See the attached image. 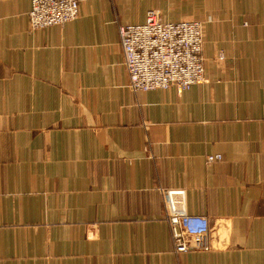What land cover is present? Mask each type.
<instances>
[{
	"label": "crops",
	"instance_id": "1",
	"mask_svg": "<svg viewBox=\"0 0 264 264\" xmlns=\"http://www.w3.org/2000/svg\"><path fill=\"white\" fill-rule=\"evenodd\" d=\"M30 9L0 0V264H264V0H80L33 31ZM150 10L205 20L203 83L131 89L119 28ZM169 190L208 250L176 252Z\"/></svg>",
	"mask_w": 264,
	"mask_h": 264
},
{
	"label": "built area",
	"instance_id": "2",
	"mask_svg": "<svg viewBox=\"0 0 264 264\" xmlns=\"http://www.w3.org/2000/svg\"><path fill=\"white\" fill-rule=\"evenodd\" d=\"M80 16V0H31L30 29L39 30L63 25ZM202 20L182 18L165 21L159 10H150L143 24L119 28L124 64L134 91L176 88L189 90L205 81L202 55L204 45ZM219 52L218 58L224 57ZM222 159L221 154L208 155L206 160ZM184 190L166 192L168 220L172 244L177 253L193 247L209 249V221L203 216L188 214Z\"/></svg>",
	"mask_w": 264,
	"mask_h": 264
},
{
	"label": "rangeland",
	"instance_id": "3",
	"mask_svg": "<svg viewBox=\"0 0 264 264\" xmlns=\"http://www.w3.org/2000/svg\"><path fill=\"white\" fill-rule=\"evenodd\" d=\"M187 18H190V19H199V20H202L203 24L205 23V20L203 18H196V17H187Z\"/></svg>",
	"mask_w": 264,
	"mask_h": 264
}]
</instances>
